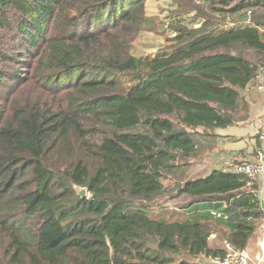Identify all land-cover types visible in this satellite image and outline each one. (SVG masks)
Listing matches in <instances>:
<instances>
[{
  "label": "trees",
  "instance_id": "1",
  "mask_svg": "<svg viewBox=\"0 0 264 264\" xmlns=\"http://www.w3.org/2000/svg\"><path fill=\"white\" fill-rule=\"evenodd\" d=\"M171 1L139 58L146 0H0V264H199L223 255L212 235L245 250L262 225L242 175L185 176L247 120L264 0Z\"/></svg>",
  "mask_w": 264,
  "mask_h": 264
},
{
  "label": "crops",
  "instance_id": "2",
  "mask_svg": "<svg viewBox=\"0 0 264 264\" xmlns=\"http://www.w3.org/2000/svg\"><path fill=\"white\" fill-rule=\"evenodd\" d=\"M240 95L248 105L247 120L242 124L214 129L211 133L216 137L215 148L194 163L185 176L187 180L204 178L214 170L233 172L232 169L237 163L252 160L257 149L264 150V142L258 139L259 132L264 126V91L255 89L254 81H252L249 86L240 91ZM255 184L258 187L257 192L261 193L259 198L264 207V176L260 177ZM201 206L203 209L206 207V205ZM223 209L225 206L221 210ZM263 237L264 221L245 249L249 264H264ZM224 243L216 234L209 238V246L212 250L223 251Z\"/></svg>",
  "mask_w": 264,
  "mask_h": 264
},
{
  "label": "rangeland",
  "instance_id": "3",
  "mask_svg": "<svg viewBox=\"0 0 264 264\" xmlns=\"http://www.w3.org/2000/svg\"><path fill=\"white\" fill-rule=\"evenodd\" d=\"M203 1V0H199ZM175 9L174 4L171 0H146L145 2V23L141 30L134 35L130 41L129 53L134 57L139 58H151L156 55L157 51L165 45V41L170 37L169 32H167V25L175 20L173 10ZM187 17H182L180 19H186ZM19 56L25 57V55L20 52ZM17 63V62H16ZM16 66V64H14ZM11 84L8 85L10 87ZM5 106L4 103L0 104V111ZM197 163V162H196ZM185 180H187L185 178ZM180 204L185 205L186 200L182 199ZM178 207L179 204H171V207ZM197 208V209H196ZM201 205H194L185 214L175 213L172 215L170 212L166 211L169 217H173V220L180 221H190L194 218V215L202 211ZM161 210V209H160ZM159 209H152L149 212L151 218H158ZM164 212V211H163ZM264 237L262 238V242ZM225 244V243H224ZM197 262L201 264L198 259Z\"/></svg>",
  "mask_w": 264,
  "mask_h": 264
},
{
  "label": "built area",
  "instance_id": "4",
  "mask_svg": "<svg viewBox=\"0 0 264 264\" xmlns=\"http://www.w3.org/2000/svg\"><path fill=\"white\" fill-rule=\"evenodd\" d=\"M253 81L255 89L264 91V67L257 71ZM258 139L264 142V126L259 132ZM232 171L242 175L248 187L253 186L260 177L264 176V150L257 149L252 160L237 163ZM216 217H219V214H216ZM201 264H249V257L246 250H235L229 243H225L222 256L205 258Z\"/></svg>",
  "mask_w": 264,
  "mask_h": 264
},
{
  "label": "water",
  "instance_id": "5",
  "mask_svg": "<svg viewBox=\"0 0 264 264\" xmlns=\"http://www.w3.org/2000/svg\"><path fill=\"white\" fill-rule=\"evenodd\" d=\"M241 21L247 22L248 21V16H243L241 19ZM219 108V106H218ZM75 191L77 193V195L81 198V199H85L88 195L87 189L85 188H79V187H75ZM259 195H261V193L257 192L256 196L259 197Z\"/></svg>",
  "mask_w": 264,
  "mask_h": 264
}]
</instances>
